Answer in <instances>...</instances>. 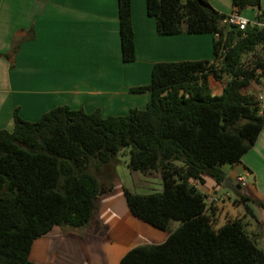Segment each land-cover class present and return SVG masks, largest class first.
<instances>
[{
    "label": "trees",
    "instance_id": "obj_1",
    "mask_svg": "<svg viewBox=\"0 0 264 264\" xmlns=\"http://www.w3.org/2000/svg\"><path fill=\"white\" fill-rule=\"evenodd\" d=\"M260 1L232 0L234 13ZM117 3L121 58L131 62V4ZM146 12L160 35L213 34L214 59L154 63L150 82L132 88L149 90V102L123 115L59 105L27 121L14 109L12 130L0 129V264H38L29 259L35 239L55 226H86L99 196L112 190L90 167L112 163L122 148H129L131 169L162 175L161 192L123 189L130 213L168 234L128 249L118 264H264V248L243 217L216 226L206 195L192 182L203 184L205 174L223 184L221 166L237 163L264 128L261 100L249 90L264 78L261 13L239 30L223 23L228 14L208 0H146ZM217 82L223 87L213 94ZM248 199L240 194L235 202L252 214ZM172 220L180 222L175 229Z\"/></svg>",
    "mask_w": 264,
    "mask_h": 264
},
{
    "label": "crops",
    "instance_id": "obj_2",
    "mask_svg": "<svg viewBox=\"0 0 264 264\" xmlns=\"http://www.w3.org/2000/svg\"><path fill=\"white\" fill-rule=\"evenodd\" d=\"M208 1L219 12L234 13L232 0ZM130 4L135 58L123 62L117 0H0V129L12 130L14 109L27 121H36L59 105L86 112L99 109L103 116L123 115L149 102V90L130 88L150 82L154 63L214 59L213 34L160 35L155 18L146 12V0H130ZM257 12L264 22V1L259 8L248 6L239 14L255 21ZM15 44L18 49L12 53ZM263 81L249 87L261 107ZM222 87L220 83L218 93ZM221 169L231 185L232 181L240 184L237 177H243L240 189H233L249 197L246 203L252 214L229 192L219 196L224 183L218 185L204 174L205 182L197 187L209 195L216 226L243 217L256 243L264 248V209L255 202L264 203V128L237 163ZM251 175L253 182L245 183ZM112 192L98 198L94 215L82 229L55 226L35 239L30 258L38 264H118L128 249L157 241L149 235L165 240L166 231L159 234L128 209L117 208L109 197ZM90 252L102 254L103 260H93Z\"/></svg>",
    "mask_w": 264,
    "mask_h": 264
},
{
    "label": "rangeland",
    "instance_id": "obj_3",
    "mask_svg": "<svg viewBox=\"0 0 264 264\" xmlns=\"http://www.w3.org/2000/svg\"><path fill=\"white\" fill-rule=\"evenodd\" d=\"M225 76L226 75H224V77ZM210 79H213V78H210ZM216 84L217 86L211 83V90L213 94H217L219 92L217 91V89L219 88V83L217 82ZM263 84H264V81H263ZM132 88L134 87L130 88L131 91H132ZM261 106H262V103H261ZM262 111L264 112V106L262 107ZM129 157H130L129 148H122L117 153L112 163L103 165V167H101L99 170H96L94 166L90 167L91 172L95 173V176L97 177L98 181L101 184L105 186H108L109 184L112 185L113 192L110 194L109 197H111L114 200L116 207L117 208L124 207L125 209H128V211H129V208L126 204V200L123 194L124 188H127L129 191L133 193H137V194H149L153 192H161L163 189L162 175L159 169H154V170L145 171V172L139 171V170H133L128 166ZM226 168L227 166H224V169ZM192 182L198 185L199 187L201 186V184L198 182H195V181H192ZM252 182H253V175L249 176L248 179L245 181V183H248V184ZM202 188H206V187H202ZM238 189L229 188L228 186H221V193H219V196H221L224 192H229L231 195V198L237 201L240 197ZM203 192L205 193V190H203ZM205 195L207 194L205 193ZM208 196H206L207 203H208V199H207ZM238 204L243 208L240 202ZM179 224L180 222L178 220H172L170 224V228L175 229L176 227L179 226ZM62 228L68 231L73 230L72 228L65 227V226ZM80 229H82V227H80ZM156 231L159 234L164 233V232H161L162 230H159V229ZM149 236H150V239L152 240H157V241L160 240L158 243L162 242L161 239L155 238L154 235H149ZM157 241H154V242L156 243ZM257 244L259 247H262L259 243ZM35 249H37V246ZM103 257L104 256H102V254L90 252V258H92L93 260L97 262H101L103 260ZM29 259L33 261L30 258V255H29Z\"/></svg>",
    "mask_w": 264,
    "mask_h": 264
},
{
    "label": "built area",
    "instance_id": "obj_4",
    "mask_svg": "<svg viewBox=\"0 0 264 264\" xmlns=\"http://www.w3.org/2000/svg\"><path fill=\"white\" fill-rule=\"evenodd\" d=\"M223 23L234 25L239 30H245L249 25L256 23V21H249L239 13H230L224 19ZM259 25H264V23H259ZM237 179L243 182V177L238 176Z\"/></svg>",
    "mask_w": 264,
    "mask_h": 264
},
{
    "label": "water",
    "instance_id": "obj_5",
    "mask_svg": "<svg viewBox=\"0 0 264 264\" xmlns=\"http://www.w3.org/2000/svg\"><path fill=\"white\" fill-rule=\"evenodd\" d=\"M232 183L234 184V185H231L230 183H229V179H225V181H224V185L225 186H228V187H235V188H240V184H237L236 183V181H232Z\"/></svg>",
    "mask_w": 264,
    "mask_h": 264
}]
</instances>
